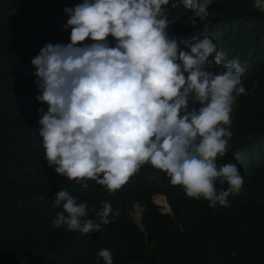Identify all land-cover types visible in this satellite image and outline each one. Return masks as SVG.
Wrapping results in <instances>:
<instances>
[{"label": "clouds", "instance_id": "1", "mask_svg": "<svg viewBox=\"0 0 264 264\" xmlns=\"http://www.w3.org/2000/svg\"><path fill=\"white\" fill-rule=\"evenodd\" d=\"M178 3L190 15L170 18L177 7L170 0H82L64 9L69 42L47 43L31 61L40 93L35 99L47 105L37 109L43 158L57 175L114 193L150 164L212 208L228 207L229 195L241 192L238 167L218 166L217 158L228 151L232 105L248 94L242 83L247 69L236 59L223 63L225 54L209 36L170 35L172 24L194 27L209 16L211 0ZM252 6L264 13V0ZM101 203L97 223L87 218L86 203L60 190L53 206L62 211L52 225L99 232L110 215H119ZM98 257L113 264L110 249H100Z\"/></svg>", "mask_w": 264, "mask_h": 264}, {"label": "trees", "instance_id": "2", "mask_svg": "<svg viewBox=\"0 0 264 264\" xmlns=\"http://www.w3.org/2000/svg\"><path fill=\"white\" fill-rule=\"evenodd\" d=\"M173 2L170 18L190 15ZM79 3L0 0V264H103L102 248L111 250L113 264H264V13L253 8L254 0H211L207 20L168 29L185 40L209 36L225 54L223 63L236 59L247 69L242 83L248 94L232 105L228 151L217 158L218 166L235 164L244 183L229 195L228 207L212 208L150 164L114 193L91 180L83 188L47 165L37 114L47 105L35 99L40 93L31 61L45 44L69 42L64 9ZM63 189L88 205V219L99 223L102 201L119 215L91 234L55 228L62 207L53 199ZM155 196L166 198L170 213ZM137 205L141 227L133 217Z\"/></svg>", "mask_w": 264, "mask_h": 264}, {"label": "rangeland", "instance_id": "3", "mask_svg": "<svg viewBox=\"0 0 264 264\" xmlns=\"http://www.w3.org/2000/svg\"><path fill=\"white\" fill-rule=\"evenodd\" d=\"M161 196H156L154 198V201L156 202V204H158L159 206H162L163 209L165 211H168L169 210V206L166 205L164 202L166 201L165 198H160ZM157 198V199H156ZM165 199V200H164ZM167 203V202H166ZM142 208L139 207L138 205L134 208V212H133V217L135 218L136 222L138 224H140V219H141V216H142Z\"/></svg>", "mask_w": 264, "mask_h": 264}, {"label": "water", "instance_id": "4", "mask_svg": "<svg viewBox=\"0 0 264 264\" xmlns=\"http://www.w3.org/2000/svg\"><path fill=\"white\" fill-rule=\"evenodd\" d=\"M168 203V202H167ZM169 205V204H168ZM143 210V209H142ZM171 212V209H170V207H169V210L168 211H165L164 213H170ZM140 227H141V222H140V224H138Z\"/></svg>", "mask_w": 264, "mask_h": 264}, {"label": "bare ground", "instance_id": "5", "mask_svg": "<svg viewBox=\"0 0 264 264\" xmlns=\"http://www.w3.org/2000/svg\"><path fill=\"white\" fill-rule=\"evenodd\" d=\"M160 198H165V197H162V196H161ZM156 199H157V198H156ZM165 199H166V198H165ZM165 199H164V200H165ZM166 202H167V200H166L164 203H165L166 205H168V203H166ZM168 206H169V205H168Z\"/></svg>", "mask_w": 264, "mask_h": 264}]
</instances>
